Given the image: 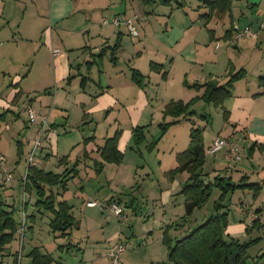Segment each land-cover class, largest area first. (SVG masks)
Listing matches in <instances>:
<instances>
[{"label": "crops", "instance_id": "1", "mask_svg": "<svg viewBox=\"0 0 264 264\" xmlns=\"http://www.w3.org/2000/svg\"><path fill=\"white\" fill-rule=\"evenodd\" d=\"M145 5L140 0H0L1 35L7 40L15 41L20 37L27 41L38 39L52 57L54 69L50 83L45 89L49 96H44L39 102L36 99L31 100L35 101L31 104L34 109L37 106L36 111L39 115L49 116V122L57 128V132L47 136L39 150L38 160L50 158V153H44V146L49 144L52 149L57 148V136L60 130L58 126L63 124L57 117L59 110L63 114L70 110L75 111L79 113L83 122L85 120L87 122L91 117L97 122L96 131L86 137L84 146L79 148V157L74 160L72 153L64 154L62 158L65 159L60 157L64 163L63 172L60 173L67 175L69 180L81 178L77 186H81V190L85 187L90 195L78 200L77 203L69 202L72 207L71 213L77 220V230L84 238L75 237L76 240L70 241L75 247L63 251L66 254V263L55 261L54 264H111L108 252L113 244L155 232L159 239L158 245L164 248L165 228H170L172 237L186 235L214 213L215 200L209 204L207 202L202 208L195 209L186 217V198L182 193V186L190 174L178 173L173 181L165 175V172L178 165L177 153L189 146L190 138L186 141L179 135L184 133L185 129L189 136L192 122L196 124L199 116L202 120H207L209 113L199 111L205 108L203 102H206L198 100L192 107L196 112L195 115L188 118L166 115L165 107L172 101L189 102L202 95L204 88L189 87L187 84L205 83L211 80L224 83L231 67L235 70L244 68L249 73L252 60L249 62L250 59H245V53L249 50L251 54L261 55L258 66L252 71L255 78L248 80L246 76L237 81L233 95L225 101L224 105L229 110L228 131L223 134L222 131L204 133L207 159L204 173L207 180L220 174L231 177L233 181H239L243 176H247L249 182L261 183L262 187L256 197L249 189L238 190L244 194L249 191L250 207L246 209L244 204L240 203L246 219H239L243 216L233 217L230 212L229 224L225 232L234 238L247 239L253 232L258 233L262 226L264 228V94L253 96L256 92L262 91L257 83V77L264 76V48H262L264 45L259 46L257 30L260 28L259 31L262 33L264 23L255 30L253 25L245 26L237 22L234 1L231 11L227 13L228 22L223 18H214L215 15L207 19L204 16L205 12L199 16L200 19H206L203 24L192 17L190 21L187 13L184 16L183 12L177 17H173L172 13L165 19L156 18L155 12L146 9ZM22 9L25 12L23 11L21 18H18V12ZM106 16L131 18L139 35L131 36L124 24L119 26L112 23L105 24L104 19L108 18ZM235 25L253 28L256 32V36L253 37L255 40L247 38L234 40ZM229 30L232 31V36L228 35ZM14 31H18L16 33L18 35ZM118 42H120L119 48L115 49L114 46ZM56 49L59 52L54 54ZM152 62L162 65L161 69H153ZM132 70L138 71L141 77L133 78ZM165 71H167L166 78L163 77ZM22 90L20 83L13 84L8 99L1 103L4 109L12 108L14 96L18 91L22 94ZM21 98L22 96L17 104L20 103ZM43 101L49 103L44 105ZM165 119L176 122V126L172 127H175L173 132L175 140H179L176 143L178 146L171 151L162 150L159 142L149 150L148 144L156 138L150 141L147 136V139L141 143L145 147H140L141 144L136 145L140 148L139 158L132 155V153L138 154L131 146L133 129L137 126H145L147 129L148 122L160 123ZM107 123L110 128L106 126L107 129L98 131L101 124L104 127ZM37 127L38 125L36 127L34 125V136ZM119 132L121 133L118 146L124 152L123 160L119 163L103 161L99 148L104 145L108 137ZM218 136L238 141L240 151L245 156L242 155L237 161L230 160L226 157L227 148L211 154L209 148ZM253 145L255 147L251 152ZM145 148L148 154H145ZM129 150L131 153L127 154ZM247 156L249 158L245 159ZM76 160H79L76 166L78 171L66 172L75 166ZM98 162H102V169ZM42 169L47 170L45 166ZM69 180L65 189L57 185L52 188V192L60 194V197L65 199ZM146 183H148L147 190L144 189ZM134 184L141 185L143 192L138 199L140 203L137 207L134 208L136 198L126 204L128 207L122 203V199L119 203L117 199L119 193H122L121 189L132 187ZM7 185L12 186L7 181L0 182L2 187ZM152 192L155 193L156 199H159L153 209L149 205ZM219 194L220 191L217 190L214 199H217ZM89 202L96 204L89 205ZM111 202L122 205L126 218L109 213L106 208ZM129 205L132 206V210H129ZM25 212L27 215V210ZM35 212L36 208L31 216H34ZM255 219H258V225H262L260 228L254 227ZM92 220L97 221L99 226H94L96 223H91ZM41 223H39L40 227L36 223L32 224L28 231L29 237H33L37 242H41L39 240L43 237ZM23 227L24 225L19 226L16 239L5 249L4 264H12L16 253L22 264H31L29 257L27 261H24V258L37 245L25 252L28 220L24 230ZM46 229L50 234L51 227ZM73 231L62 239L70 238ZM137 242H131L132 249H137ZM163 256L165 258L162 261L165 263L168 260V249L167 253L164 251ZM122 264H137L133 253L127 256L125 254Z\"/></svg>", "mask_w": 264, "mask_h": 264}, {"label": "rangeland", "instance_id": "2", "mask_svg": "<svg viewBox=\"0 0 264 264\" xmlns=\"http://www.w3.org/2000/svg\"><path fill=\"white\" fill-rule=\"evenodd\" d=\"M145 8L155 12L156 18L165 19L172 15L173 17H177L180 12H183L184 16L187 17L191 21V17L195 19V21H199V23L203 24L206 19L199 18V16L208 11V7L203 2V0H171L169 4H161V3H153L145 5ZM234 10L237 13V22L242 25H253L252 27L257 30L260 25L264 23V0H234ZM25 12L24 9L18 12L17 17L21 18L22 12ZM187 13V14H186ZM160 14H164V16H160ZM186 14V15H185ZM89 14H87L88 16ZM214 18L221 19L223 18L226 22H228L227 13H221L220 15L218 12L214 13ZM110 19V16H106ZM180 24V21L178 22ZM215 26V25H214ZM216 27V26H215ZM264 27V26H263ZM251 28L254 32L255 30ZM260 28L257 30L258 34V42H260L259 46L262 44L264 45V29L262 33H260ZM205 31H208L205 29ZM192 32L195 33L194 30ZM209 32V31H208ZM14 33H18V31H14ZM18 35V34H16ZM130 43L132 41L127 36ZM248 40H255L253 37H248ZM257 39V38H256ZM75 42V41H73ZM224 42V41H223ZM262 48H264L262 46ZM264 52V49H263ZM51 53L44 48V45L38 42V39L35 41H27L24 38L18 39L17 41L9 39L7 40L5 37L1 35L0 32V112L4 110L2 106V101H6L8 99V93L13 87V84L20 83L23 90H22V98L20 103L12 105V110L15 111V114L12 112L9 113L7 120L0 123V154H3L5 161H4V168L5 170L12 174V180L8 181L7 179L0 180L7 181L12 186H0V194L2 199H4L8 204L12 205L15 209V217L19 222L20 226L25 227L26 220H28L29 227L27 228L26 236H25V252L27 253L35 245L40 246L42 250L52 253L55 257L57 262H64L66 263V254H64L63 250L60 249L58 245L60 244H68L72 240H76L75 237H82L81 233L77 230L73 231V235L70 238L62 239L64 237L60 236V233L54 234L51 230L50 234L46 232V228L49 227V221L53 217V214L45 209H40L36 203L39 199L36 189L29 188L26 189L24 183L26 178V170L28 167V160L29 156L32 154L31 151L34 149V125L36 127V123H32L29 120L27 113L23 110V107L27 104H31L33 100L36 99L37 102L44 99V96H49L47 92H45L46 87L50 83V79L52 78L53 72V64H52V57ZM264 55V53H263ZM245 59H250L249 62L252 60L251 71L247 72L248 80L255 78L253 76V69L258 66V59L259 54H251V50L245 53ZM264 60V58H263ZM254 62V63H253ZM155 63V62H152ZM151 63V64H152ZM263 68V67H262ZM76 73V72H75ZM255 73V72H254ZM74 75V73H73ZM81 80V78H80ZM79 80V81H80ZM251 81L249 82V84ZM235 87V86H234ZM233 87V90H234ZM74 93V91H72ZM43 95V96H41ZM41 96V97H40ZM20 100V99H19ZM32 100V101H31ZM35 102V101H34ZM32 102V103H34ZM44 105H47L49 102L43 101ZM205 104V108H201L199 111L204 113H209L207 115V120H202L199 116L197 123L194 124L197 127H201L203 129V133L211 131L220 132L222 134L225 131H228L229 123L225 121L224 118V109L222 107H217L212 104ZM32 105V104H31ZM34 107V106H33ZM37 109V106H35ZM35 109V110H36ZM37 112V111H36ZM58 118L62 120L63 124H60L59 127V134L57 136V148H51L48 144L46 147L44 146L45 150L44 153H50V158L48 160L42 159V161L38 160L40 158L39 151L36 155L35 164L40 168L46 167L47 170H53L55 172H63L64 163L60 159L64 154L69 155L72 153V158L75 160L78 155V150L80 147L84 146V139L89 137L94 133L95 125L97 122L93 120L91 117L87 122L82 121L80 118L79 113L75 111H67V113H62L61 110L58 111ZM62 113V114H60ZM68 116V118H66ZM8 124V128L6 125ZM93 124L92 126H89ZM162 127H161V125ZM193 125V124H192ZM191 125V127H192ZM110 126L107 124H101L98 128V131H102V129ZM147 131L145 132V136L147 139L151 141L152 138L158 139V143L160 142V149L171 151L174 147H177L176 143L179 140H175L174 138V128L172 126H176V122L169 120H163L159 123L148 122L147 123ZM163 126H166V129H163ZM226 127L227 129H225ZM173 128V129H172ZM103 129V130H104ZM107 129V128H106ZM169 129V131H168ZM191 129V128H190ZM96 131V130H95ZM179 137L184 138V140L188 141L190 138L187 135L186 130L184 129V133L179 135ZM153 140V139H152ZM161 140V141H160ZM244 145V144H243ZM133 146L135 152L138 154L132 153L136 158H139L140 148L136 146L133 142L131 144ZM142 144L140 145V147ZM145 145L142 146V148ZM132 150V149H130ZM128 151L127 154H130L131 151ZM145 154L146 148L144 150ZM241 152V157L243 152ZM82 154V153H81ZM245 155H243L244 157ZM143 159V157H141ZM249 157L247 156L248 159ZM147 160V158H145ZM144 159V162H145ZM148 163V161H146ZM71 167V166H70ZM72 168V167H71ZM81 180H74L70 179L68 182V189H67V200L71 203H77L78 200H82L84 197L90 195L87 189L84 187V190H81V186L79 185V181ZM212 180V179H208ZM148 189V183L144 186V189ZM122 193H119L117 201L124 205L129 204L131 199H135L136 204L134 206L137 207L138 199L142 196V186L134 184L132 187H124L121 189ZM216 191L213 193L212 197L208 201L211 203L216 195ZM57 200H62L64 198L60 197V194L54 193ZM249 191H246V194L241 193V191H237L234 193L231 198L229 197L228 205L229 209L232 213L233 217H240L239 219H246V215L243 214L240 203L244 204V207L248 209L250 207V200H249ZM159 196V194L157 193ZM151 200L149 201L150 207L156 206V203L159 199H156V195L154 192L150 194ZM65 197V199H66ZM160 198V196H159ZM92 199V198H91ZM100 201V200H98ZM123 205V206H124ZM144 205H147V203ZM122 206V205H121ZM128 207V205H126ZM27 207V208H26ZM34 208H36V212L34 216H31L33 213ZM107 209V208H106ZM132 206L129 205V210H132ZM255 207L252 208L254 210ZM27 210V215L26 211ZM145 211V209H144ZM106 214V213H105ZM145 214V212H144ZM36 215V216H35ZM151 215V212H150ZM251 215V214H250ZM103 218V217H102ZM25 220V221H24ZM37 220V221H36ZM103 220V219H102ZM249 220V219H248ZM264 220V218H263ZM34 222V223H33ZM41 223L43 237L37 242L32 237H29V229L32 224L39 226ZM95 222L94 226H99L97 221L92 220L91 223ZM40 227V226H39ZM31 231V235H32ZM181 236V235H180ZM261 236V241L252 246L249 249V258L248 264H263L264 263V228L262 226L261 229L258 230V233L255 231L250 237ZM174 238V237H173ZM44 240V241H43ZM175 240V239H174ZM137 242V249H132L131 242ZM159 239L158 235L155 234H148L142 236H136L129 239H125L124 243L127 247L126 252L122 256L124 258L129 253H133L134 258L137 261V264H165L163 263V256L164 251L167 253V245L164 243V248L158 245ZM68 242V243H67ZM138 252H135V251ZM263 255V256H262ZM261 256V257H259ZM26 259V260H25ZM28 256L24 258V261H27ZM111 262V261H110ZM127 263V260H126ZM60 264V263H59Z\"/></svg>", "mask_w": 264, "mask_h": 264}, {"label": "trees", "instance_id": "3", "mask_svg": "<svg viewBox=\"0 0 264 264\" xmlns=\"http://www.w3.org/2000/svg\"><path fill=\"white\" fill-rule=\"evenodd\" d=\"M140 1L146 5L153 3L169 4L171 2V0ZM233 1L203 0L208 7V11L204 16L210 19L216 12H230ZM231 32L229 30L227 32L229 33L228 35H231ZM119 45L120 42L114 48H119ZM161 66L157 63L151 64V67L157 70L161 69ZM132 72L133 78L139 79L141 77L138 71L132 70ZM166 73L167 71L163 73V77L165 78L167 77ZM246 76L247 70L244 68L235 70L234 67H231L227 80L224 83L211 80L205 83L187 84L189 87L204 88L202 95L191 99L189 102H184L183 100L170 102L165 107V114L176 118L181 116L188 118L196 113L192 109L193 105L198 100H204L206 103L222 107L224 109V118L228 121L229 110L225 107L224 103L233 95L235 83ZM257 83L262 91L253 94L254 97L264 94V76H258ZM21 96V91H18L12 102L17 104ZM12 111L15 114V111L11 108L4 109L0 112V123L6 121L9 113ZM203 117L206 118V116ZM192 123L188 148L177 153L178 165L165 172V175L170 181H173L178 173L188 172L190 174L182 186V193L186 198V217L190 216L195 209L202 208L210 200L216 189L220 191V194L217 199H214V213L202 223L196 225L188 234L173 238L170 228H165L163 242L167 245L168 249V260L165 264H248L249 249L258 244L262 238L261 236H253L247 239H239L226 234L225 231L229 224V215L231 212L226 201L239 189H249L253 191V195L256 197L262 185L259 182H249L247 176H243L239 181H233L231 177L221 176L220 174L212 180L205 179L204 165L207 159L204 133L201 127L195 126L194 122ZM163 129H166V126H163ZM145 132V126H137L133 129V143L135 145H140L146 140ZM120 133L108 137L104 145L99 148L103 161L119 163L123 160L124 152L118 146ZM157 144L158 139L152 140L148 144L149 150H152ZM254 147L255 145L251 147V152ZM132 148L134 147L132 146ZM62 159H65V157ZM66 159H68L67 156ZM78 161L76 160L75 166L66 172L78 171L76 167L79 164ZM97 164H99L101 169L103 168L102 162H98ZM26 172L24 185L26 189L33 187L36 189L39 197L36 205L40 209L43 208L53 214L50 227L54 234L60 233V236L63 237L71 234L78 227L77 220L71 213V204L66 199L57 200L54 194L55 192H52V188L57 185H61L64 189L66 188L67 181L69 180L67 175L47 171L38 167L36 164L29 165ZM257 223L258 219H255L253 221L254 227L257 226V228H260L262 225H258ZM19 226L20 224L15 217V209L2 199L0 194V264H4V251L16 239ZM59 247L63 251H69L75 246L69 242L68 244L59 245ZM15 255L12 264H22L19 261L20 258L17 257V253ZM27 256L31 259V264H54L56 261L52 253L44 251L38 246L30 250Z\"/></svg>", "mask_w": 264, "mask_h": 264}, {"label": "built area", "instance_id": "4", "mask_svg": "<svg viewBox=\"0 0 264 264\" xmlns=\"http://www.w3.org/2000/svg\"><path fill=\"white\" fill-rule=\"evenodd\" d=\"M104 23H112L115 26H119L124 24L131 36L136 37L139 35L138 29L134 26L133 20L131 18H124L121 16H116L113 19L109 20L108 18L104 19ZM256 32H254L251 27H240L235 25L233 31L234 40H238L241 38L255 37ZM59 52L58 49L54 50V54ZM23 110L27 113L29 120L32 123H37V131L34 138V149L31 151V155L29 156L28 166L35 162L36 155L40 148L42 147L45 139L51 133H56L57 128L53 127L49 122L48 115H39L36 110L33 108L31 104H27L23 107ZM227 148L228 152L226 157L230 160L237 161L241 159L240 148L238 141H232L230 138H225L218 136L214 139V142L209 148V152L211 154H215L222 149ZM5 158L0 154V180L7 179L8 181L12 180V174L8 173L4 168ZM27 173V172H26ZM96 202H89V205H94ZM107 209L109 213H114L118 216H125L123 207L117 202H111L108 204ZM24 230V227L23 229ZM126 252V245L122 242L115 243L111 246L108 257L111 261V264H122V256Z\"/></svg>", "mask_w": 264, "mask_h": 264}]
</instances>
